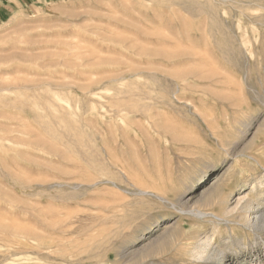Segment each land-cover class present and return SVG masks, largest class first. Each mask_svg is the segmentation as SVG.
<instances>
[{
	"label": "rangeland",
	"instance_id": "obj_1",
	"mask_svg": "<svg viewBox=\"0 0 264 264\" xmlns=\"http://www.w3.org/2000/svg\"><path fill=\"white\" fill-rule=\"evenodd\" d=\"M0 85V264H264V0H0Z\"/></svg>",
	"mask_w": 264,
	"mask_h": 264
},
{
	"label": "bare ground",
	"instance_id": "obj_2",
	"mask_svg": "<svg viewBox=\"0 0 264 264\" xmlns=\"http://www.w3.org/2000/svg\"><path fill=\"white\" fill-rule=\"evenodd\" d=\"M6 91L7 92L10 91V88H8L6 86H3V85H0V92H6ZM216 179H218V180L215 183H217L220 180V178H216ZM259 189H260V187H259ZM253 206H254V204H253L252 200L251 201L249 200L247 202L245 201V203H243V204H241L240 201H238L236 203V207H238V208L241 207V212H243V214L240 216V219L245 221L246 224L256 228V231L261 232L262 233L261 235L263 237L264 236V214L259 215V208L253 209L254 208ZM242 209H243V211H242ZM250 211H252L253 215H255V217H253V219L250 218V214H249ZM206 214H208V213H206ZM198 215H199L198 217H200V216H204L205 214L199 213ZM213 218H215L217 220H220V218L218 216H213ZM205 237H207V236H205ZM202 241H203V239H200L199 243L200 242L202 243ZM197 244H193V245H195L194 252H192L191 257H190L189 261L186 264H222L223 263L224 258L226 256V253H225L226 250L219 249V248H216V249L214 248V250H212L213 251L212 255L209 254L207 256L206 255L207 253L204 252V248L203 247H199ZM209 246H211L210 243H209ZM258 258H259V256H258Z\"/></svg>",
	"mask_w": 264,
	"mask_h": 264
}]
</instances>
